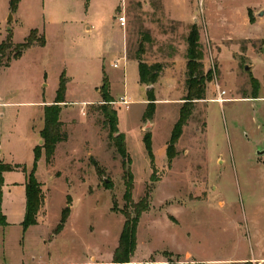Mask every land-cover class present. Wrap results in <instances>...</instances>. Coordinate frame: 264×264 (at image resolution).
Returning a JSON list of instances; mask_svg holds the SVG:
<instances>
[{
    "label": "rangeland",
    "instance_id": "rangeland-1",
    "mask_svg": "<svg viewBox=\"0 0 264 264\" xmlns=\"http://www.w3.org/2000/svg\"><path fill=\"white\" fill-rule=\"evenodd\" d=\"M264 0H0V45L31 31L46 44L23 49L0 69V164L36 163L44 205L24 228L26 171H3L0 263L111 264L125 222L126 169L99 108L106 76L125 134L133 201L149 199L129 264H264ZM123 15L122 26L118 17ZM89 27V29H88ZM199 33L206 98L169 160L186 94L188 37ZM160 62L155 83L139 61ZM4 60L6 58L4 57ZM117 63V66L114 64ZM247 66L249 68H247ZM65 72L62 131L51 163L42 148L44 107ZM224 90L223 100H215ZM155 98V112L143 115ZM129 106L118 103L121 97ZM151 133L153 157L145 144ZM127 171V173H128ZM108 179V182H106ZM2 184V186H3ZM63 231L55 234L63 209ZM24 254V256H23ZM23 264V263H21Z\"/></svg>",
    "mask_w": 264,
    "mask_h": 264
},
{
    "label": "trees",
    "instance_id": "trees-1",
    "mask_svg": "<svg viewBox=\"0 0 264 264\" xmlns=\"http://www.w3.org/2000/svg\"><path fill=\"white\" fill-rule=\"evenodd\" d=\"M17 0H13L15 4ZM38 30L34 29L31 31L30 35L25 42L18 44L15 48L17 49L14 55L6 56V50L13 47V42L10 38L11 34L7 40H4L0 45V69L2 66H8L14 57H18L22 54V50L26 49L33 44H38L44 46L46 44V39L44 33L37 37ZM4 57L6 60H4ZM204 53L201 49V43L199 41V33L195 29H192L188 37V49H187V79H186V94L183 97L184 103L180 108L179 118L174 124L171 132V137L169 140V148L167 150V156L169 160L174 157L175 145L178 142L182 132L183 127L188 122L194 103L199 100L206 98L207 93V81L211 76L209 72H205L203 63ZM136 58L139 61L140 75L143 82L146 84L155 83L162 70L163 64L156 62L149 64L145 62L141 56L138 54ZM66 74L62 73L60 78L59 88L57 90V95L53 103L47 104L44 107V126L41 130V137L43 139V145L35 147L36 160L40 156L41 149L45 150V159L47 163H51L53 156L55 155L57 145L59 142L67 139V134L62 131L63 121L60 119L61 115V104L66 102ZM102 102L99 104V108L102 111L106 123L109 125V136L114 140L115 145L121 156L123 157V167L126 169L127 179L125 180L126 190L124 198L134 211L127 210L125 215V222L123 225L122 232L119 237V242L113 253V259L111 264H129L132 262V257L135 254L137 248V232L142 214L149 209L150 202L149 199L145 198L141 201L135 203L133 201V173L127 170V161H130V157L127 151L126 137L125 134L120 132L118 128V116L117 110L110 106V101L112 97L110 94V84L108 78L104 77V82L101 87ZM151 101L143 115V118L147 120L151 118L155 112V102L157 99L153 91L150 90ZM146 147L150 153V157L154 156L152 152V140L151 133L147 132L144 137ZM127 159V161H125ZM154 160V157H153ZM36 163L32 170L28 173L26 167H22L20 164H0V222L4 215L1 211V187L3 184V171H9L14 169L22 168L26 171V208L25 216L22 222L24 228L31 225L38 224V214L44 205V192L42 189V183L36 178ZM128 171V173H127ZM70 208L66 206L63 209L60 222L54 229L55 234L60 233L65 223L69 217ZM5 222V219L3 220Z\"/></svg>",
    "mask_w": 264,
    "mask_h": 264
},
{
    "label": "crops",
    "instance_id": "crops-1",
    "mask_svg": "<svg viewBox=\"0 0 264 264\" xmlns=\"http://www.w3.org/2000/svg\"><path fill=\"white\" fill-rule=\"evenodd\" d=\"M88 29H89V27H88ZM48 104H51V103H48ZM47 105V104H46ZM21 184H23V189H24V194H25V197H24V216H25V208H26V180H25V182H23V183H21ZM3 188H4V192L5 193H7L8 191H12V189H13V187H10V184L8 183V182H6V183H4L3 184V186H2ZM42 209V208H41ZM41 211V210H40ZM40 213V212H39ZM5 219V218H4ZM24 220V219H23ZM40 217H39V214H38V224H35V225H39L40 224ZM5 223H7V224H9V222H7L6 220H5ZM63 231V230H62ZM23 256H24V254H23ZM36 261V257H33V263H30V264H50V262H47V261H45V260H41V262L40 263H36L35 262ZM21 263H23L24 264V260H23V258H22V260L19 262V263H17V264H21ZM0 264H6V263H3V262H1Z\"/></svg>",
    "mask_w": 264,
    "mask_h": 264
},
{
    "label": "built area",
    "instance_id": "built-area-1",
    "mask_svg": "<svg viewBox=\"0 0 264 264\" xmlns=\"http://www.w3.org/2000/svg\"><path fill=\"white\" fill-rule=\"evenodd\" d=\"M118 20H119V22H120V24L122 25V26H124L125 25V23H126V19H125V17L123 16V15H120L119 17H118ZM118 64L117 63H115L114 64V66H117ZM217 89H218V97L215 99V100H220V101H222L223 100V98H222V94H224L225 93V91L224 90H219V85L217 84ZM118 103H120V104H123V105H125V106H129V100H127V98L126 97H121V99L119 100V101H117Z\"/></svg>",
    "mask_w": 264,
    "mask_h": 264
},
{
    "label": "water",
    "instance_id": "water-1",
    "mask_svg": "<svg viewBox=\"0 0 264 264\" xmlns=\"http://www.w3.org/2000/svg\"><path fill=\"white\" fill-rule=\"evenodd\" d=\"M263 14H264L263 12L260 13V15H263ZM247 68H249V67L247 66ZM106 182H108V179H106Z\"/></svg>",
    "mask_w": 264,
    "mask_h": 264
}]
</instances>
